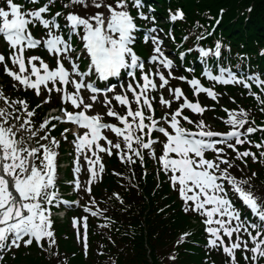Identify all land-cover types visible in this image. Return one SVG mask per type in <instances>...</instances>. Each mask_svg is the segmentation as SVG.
Instances as JSON below:
<instances>
[{"label":"snow or ice","instance_id":"1","mask_svg":"<svg viewBox=\"0 0 264 264\" xmlns=\"http://www.w3.org/2000/svg\"><path fill=\"white\" fill-rule=\"evenodd\" d=\"M28 2L35 4L37 0H28ZM76 5L80 8L75 7ZM63 8L70 10L51 13L47 2L32 8H26L16 0H4V3L0 5V34L3 35L9 49L7 56L0 52V63L4 64L5 72L18 85L34 89L37 95L40 94L41 85H43L49 95L42 103L50 101V94L55 90L61 93L63 102L70 101L77 109L69 111L63 108L62 115L43 120L40 127L45 129V133L41 139L48 143L37 142L38 146H31L24 145L23 137L16 138L17 132L25 125L31 130L32 136L37 135L38 130H32L30 119H25L24 123L17 127L16 122L21 117L0 108V253L13 247L19 248L21 243L29 246L33 241L43 248L42 241L45 239L49 246L55 244L51 206L61 203L62 198L57 187L56 157L58 153L49 147V144L58 146L59 140L49 135L47 126L51 120H67L88 129L82 135L76 133L78 154L82 149L93 148V145L95 146L93 155H96L95 150H103L111 154L112 148L115 147L121 160L134 162L133 154L143 160L141 149H148L155 156L153 144L160 142L163 150L158 156V161L162 163L163 170L170 173L173 188L185 202L184 211H192L205 217L206 232L209 233L208 246L222 247L223 251L231 257L230 264H237L235 250L242 247L245 250V260H249L250 251L251 264H260L261 259L264 258V197L252 191L253 186L249 184L250 178H239L230 171L236 165L235 160L230 159L227 148H231L236 153L237 159L244 160V157L251 156L253 160H259L260 157L250 148L240 151L237 144L243 145L247 142L264 149V144L248 138L249 134L257 132L258 129L264 130V124L252 126L255 123L254 118L250 116L249 110L243 107L225 108L228 113L226 122L230 128L224 132L214 131L203 118L193 120L191 116L185 115L184 110L190 109L202 117L206 109L215 107V105L209 106L200 102L198 97L201 92L216 100L222 94L217 93L213 87L204 85L195 75L191 77L175 75L172 71L174 61L162 48L164 40L159 35L162 30L155 23L156 17L152 15V10L149 12L143 10V0H111V2L109 0H64ZM81 8L84 10L94 8L96 11H81ZM132 8L136 9L135 16L132 14ZM61 16L64 19L63 25L59 19ZM183 17L182 9L174 13L170 10V20L175 21ZM137 18L148 21L150 24V27L145 28L143 32L144 42L151 41L153 45L152 53L147 61L138 55L132 46L136 33L142 27L137 23ZM37 23L47 30L46 36L41 38L33 35L29 25L35 26ZM64 27L67 28V38L63 34ZM73 36H78L82 43V49L79 51L72 42ZM172 38L174 39V35ZM35 47H45L51 55L55 56L56 66L50 67L48 62L38 55L27 58L24 56L25 48ZM196 47L199 50V58L205 64L208 63L207 58H220L222 55V43L219 40L215 42L214 47L200 45ZM187 51L190 52L192 49ZM85 54L90 62L89 73L98 74L101 79H106L110 76H118L122 70H127V75L133 78L127 85V89L132 93L131 100L127 92L115 93V99L127 106L124 114H120L110 106L111 98L107 93L114 90L115 85L100 88L96 87L90 79L85 80L87 73L81 70L78 62L79 58ZM178 55L183 58L185 52H180ZM66 60L70 67L65 65ZM9 61L12 65L18 66V70L9 67ZM146 62L153 63L156 67L146 70ZM161 67L167 70L168 75H165V71L159 70ZM136 70H139V79H136ZM185 71L194 72L195 69L187 67ZM202 75L223 84L239 81L251 90L248 80L238 76L231 68L221 67L220 74L214 75L213 71L206 67ZM78 76L79 79H77ZM157 78L160 81L159 86L156 82ZM170 78L186 81L193 89V96L197 98L189 99L180 86H170ZM250 79L260 85L261 90L264 91V79H261L257 73H251ZM69 84L73 86L74 91H68ZM165 86H168L171 98L166 99L161 91L160 103L168 109H172L173 101L178 106L160 117H155L153 107L155 97H150L147 90H155L157 87L163 89ZM81 89L91 91L92 95L89 97L91 102H85ZM100 93L104 94L103 103L109 105L106 114L117 118L122 122L123 127L114 123H105L103 114L100 112L89 114L88 110L93 108ZM250 94L264 105V99H261L260 93L250 91ZM3 99L7 101L9 98L4 96ZM231 99L234 101L235 97ZM133 102L136 104L135 109L132 108ZM14 103L21 104L28 111V117L35 114V109H28L26 99H17ZM145 107L149 110L147 116ZM15 111L19 112V109ZM261 111H264V108H261ZM10 120L12 123H9ZM184 122L192 124L193 127H186ZM245 125L248 126L245 127ZM55 127L56 124L52 123L51 128ZM105 128L123 138L126 151L121 147L119 140L113 144V141L104 135L102 129ZM145 129L148 130L147 133ZM68 131L69 129H64L65 133ZM153 131H159L165 139L152 137ZM101 138L107 142L108 147L99 143ZM231 139H234L235 143H229ZM133 141L136 142V147H133ZM208 152L214 155L209 157L206 155ZM260 156L264 157V150L261 151ZM84 158L88 162L90 175L83 187L90 194L91 183L97 176V169L94 167L95 161L91 156L85 155ZM99 159L100 157L96 155V160ZM75 163L76 178L72 183L74 188L79 190L82 187L78 175L79 155ZM103 169L104 165L100 163L99 171L102 173ZM254 175L256 173H253ZM230 192L251 212L253 220L241 218V209L234 204L229 195ZM114 195L122 201L119 193ZM62 202L71 203L67 200ZM90 202L95 203L94 198H91ZM97 209L94 214L102 215L104 210H100L98 205ZM87 211L93 212V209L89 207ZM81 221L84 227L83 239L87 247V217L74 218L78 226ZM241 230L244 236L252 241L251 247H249L248 239L240 235ZM234 233L236 237L233 240ZM189 235L188 232L182 233L181 239L176 243L183 242ZM225 235L228 237L227 242L224 239ZM169 259L174 261L175 257L170 256Z\"/></svg>","mask_w":264,"mask_h":264},{"label":"trees","instance_id":"2","mask_svg":"<svg viewBox=\"0 0 264 264\" xmlns=\"http://www.w3.org/2000/svg\"><path fill=\"white\" fill-rule=\"evenodd\" d=\"M177 7L184 9L180 30L188 32H191L193 25H212L218 15L224 13L222 21L218 24L222 32L226 36L229 35V38L233 36L238 50L255 53L259 62L264 64V0H168L164 2L161 12L165 14L167 8ZM250 99L247 98L246 101ZM257 141L264 144V139ZM248 146L260 159L252 160L244 172L251 177L258 191L264 194V157L260 156L264 149ZM253 173L256 175L253 176ZM134 197L137 199L131 198L124 207L123 222L117 231L116 249L120 254L117 264L171 263V248L167 240L171 224L167 222L164 214L158 211V202L153 190L145 186L143 191H138V196L134 194ZM146 208H149L148 213ZM174 221L176 227H185L190 224V217L179 212V217ZM183 248V264H214L217 259L213 254L203 259L205 253L192 244H185ZM9 264L48 263L44 256L34 252L28 257L19 255Z\"/></svg>","mask_w":264,"mask_h":264},{"label":"bare ground","instance_id":"3","mask_svg":"<svg viewBox=\"0 0 264 264\" xmlns=\"http://www.w3.org/2000/svg\"><path fill=\"white\" fill-rule=\"evenodd\" d=\"M247 53H249V51H247ZM220 63V62H217ZM229 65L235 67V64L230 63ZM258 70V71H257ZM256 71L262 76V78L264 79V64H260L258 67L256 66ZM256 125H262L264 124V111L262 112V114L259 116V118H257L255 120ZM264 131V130H263ZM253 184V183H252ZM255 185V183L253 184ZM189 264H193V263H189Z\"/></svg>","mask_w":264,"mask_h":264},{"label":"rangeland","instance_id":"4","mask_svg":"<svg viewBox=\"0 0 264 264\" xmlns=\"http://www.w3.org/2000/svg\"><path fill=\"white\" fill-rule=\"evenodd\" d=\"M97 109V106L96 105H93V108L90 109V110H96Z\"/></svg>","mask_w":264,"mask_h":264}]
</instances>
